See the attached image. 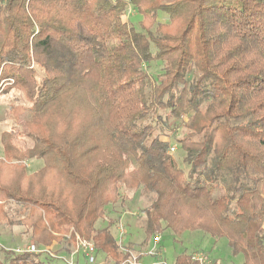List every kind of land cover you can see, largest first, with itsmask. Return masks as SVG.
<instances>
[{
    "label": "trees",
    "instance_id": "16d2710c",
    "mask_svg": "<svg viewBox=\"0 0 264 264\" xmlns=\"http://www.w3.org/2000/svg\"><path fill=\"white\" fill-rule=\"evenodd\" d=\"M5 78L30 103L33 146L2 137L0 228L44 251L4 250L0 233V264H52L76 237L124 262L110 225L95 224L126 190L146 200L147 236L200 230L264 264V0H0ZM30 158L45 162H9Z\"/></svg>",
    "mask_w": 264,
    "mask_h": 264
},
{
    "label": "rangeland",
    "instance_id": "374dc122",
    "mask_svg": "<svg viewBox=\"0 0 264 264\" xmlns=\"http://www.w3.org/2000/svg\"><path fill=\"white\" fill-rule=\"evenodd\" d=\"M166 14L159 12L157 21H164ZM124 16L129 24L133 25L134 28L140 30L139 21L141 16L137 14L132 7H128L124 13ZM156 24L152 25V30H154ZM153 50V47H152ZM162 64L159 61H153L146 70L149 74L156 77L161 71ZM40 74V73H39ZM0 157L4 155V149L2 142L7 140L9 137V142L15 146L21 153H25L28 148L33 146V140L27 135V129L25 127L26 122L30 119V103L26 100L24 95L20 93L15 88L7 90L6 88L11 86L13 83L9 79H3L0 81ZM5 133V134H4ZM181 135V132L176 133V137ZM2 137L4 140L2 141ZM11 137V138H10ZM176 139H172L171 146L176 145ZM181 154V151L175 148V151L172 152L174 157H178ZM10 164L18 168V166H23L27 171H34L44 164V159L30 158L29 160L18 161L12 160L9 161ZM10 166V165H8ZM184 169L185 165L181 164ZM186 170V169H185ZM126 199L120 208H116L113 211H110L109 215L103 219H100L96 222V228L109 226L111 233L118 240L121 241L123 246L120 248L129 254V257L120 264H133V257L139 256V262L141 264H173L174 259L179 254H189L192 256H201L203 258L202 264H240L243 262L242 254H232L230 247L228 245L226 238H214L210 234L202 232L200 230H190L184 231L181 233L173 232L172 230L165 228L160 233L155 235L160 236L159 247L161 250V257H150L144 254L146 250L151 246L152 236L149 237L145 233L144 223L145 215L143 209L146 207L142 197L134 191L126 190ZM3 201H0V206ZM119 216V217H118ZM113 218L112 223H109V219ZM23 230L22 227H14L12 229L13 233H16V240H7L10 230L5 227L0 228L1 241L2 243L10 248L25 247L30 242L28 237L23 234L20 235V232ZM70 237H67V240ZM7 240V243L5 242ZM29 241V240H28ZM33 244V241H32ZM77 243H75L76 245ZM54 248L64 245L63 243H55ZM81 246V251L75 252L73 250L74 243L70 245L71 251L69 254L54 255L53 259L50 260L52 264H68L70 260L73 264H88L86 258L83 254L84 247ZM126 246V248H124ZM130 246V247H129ZM1 247V246H0ZM130 248V249H128ZM4 248V250H9ZM41 250V248H39ZM78 250V249H77ZM130 250V251H129ZM95 252V251H94ZM40 254H42L40 252ZM57 256H61L59 258ZM48 261V260H47ZM96 261L98 264H114L107 263L104 261L101 255L96 256ZM191 264H200V262L192 260Z\"/></svg>",
    "mask_w": 264,
    "mask_h": 264
},
{
    "label": "built area",
    "instance_id": "2783aa9c",
    "mask_svg": "<svg viewBox=\"0 0 264 264\" xmlns=\"http://www.w3.org/2000/svg\"><path fill=\"white\" fill-rule=\"evenodd\" d=\"M175 151V147L171 146L170 147V152H174ZM76 251L75 252H80L81 251V246L83 245L84 247V251L83 254L86 258V261L88 264H98L96 261V257H95V249H94V245L90 242H86L83 240H80L78 237H76ZM159 242H160V236L159 235H155L152 237V241H151V246L146 250V252H144L145 255L150 256V257H161V250L159 247ZM120 245H121V241H119ZM78 249V250H77ZM9 250H11L12 252H14V254H21V253H37V252H43L44 250H39V248H37L34 244L30 243L27 246L21 248L16 246L15 248H10ZM50 256L54 257L53 254H49ZM59 258H62L61 256H57ZM192 260L198 261L200 262V264H202L203 262V258L201 256H192L191 257ZM132 263L133 264H141L139 262V259L137 257H133L132 259ZM68 264H73V262L70 260V262H68ZM155 264V263H152Z\"/></svg>",
    "mask_w": 264,
    "mask_h": 264
}]
</instances>
